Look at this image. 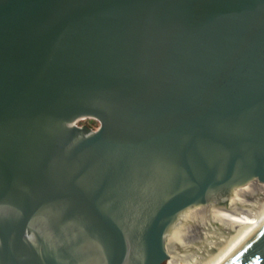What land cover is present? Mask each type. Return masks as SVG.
Returning <instances> with one entry per match:
<instances>
[{
	"label": "water",
	"instance_id": "obj_1",
	"mask_svg": "<svg viewBox=\"0 0 264 264\" xmlns=\"http://www.w3.org/2000/svg\"><path fill=\"white\" fill-rule=\"evenodd\" d=\"M249 184L264 0H0V264H162Z\"/></svg>",
	"mask_w": 264,
	"mask_h": 264
},
{
	"label": "bare ground",
	"instance_id": "obj_2",
	"mask_svg": "<svg viewBox=\"0 0 264 264\" xmlns=\"http://www.w3.org/2000/svg\"><path fill=\"white\" fill-rule=\"evenodd\" d=\"M262 195L264 184H249L236 190L234 196L219 207L186 211L172 239L178 255L170 259L187 258V264L226 263L264 229V202L254 214L243 210L244 203L252 209V198L259 200ZM209 235L213 236L192 257L198 241Z\"/></svg>",
	"mask_w": 264,
	"mask_h": 264
},
{
	"label": "rangeland",
	"instance_id": "obj_3",
	"mask_svg": "<svg viewBox=\"0 0 264 264\" xmlns=\"http://www.w3.org/2000/svg\"><path fill=\"white\" fill-rule=\"evenodd\" d=\"M261 199L256 200L255 198H252V209H248L247 203H244V212H249L250 214H254V212L260 207L261 203L264 202V195H262L260 197ZM213 236V235H212ZM211 235H209L206 238H202L200 241H198L199 243L196 244L197 247H194L193 252L191 253V256L194 257L196 255V251L201 248L204 244H206L208 242V240L212 237ZM162 264H187V258L185 259H168L166 260L164 263Z\"/></svg>",
	"mask_w": 264,
	"mask_h": 264
},
{
	"label": "flooded vegetation",
	"instance_id": "obj_4",
	"mask_svg": "<svg viewBox=\"0 0 264 264\" xmlns=\"http://www.w3.org/2000/svg\"><path fill=\"white\" fill-rule=\"evenodd\" d=\"M95 129V128H94Z\"/></svg>",
	"mask_w": 264,
	"mask_h": 264
}]
</instances>
